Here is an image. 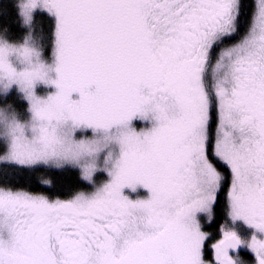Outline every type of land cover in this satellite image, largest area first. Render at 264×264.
Segmentation results:
<instances>
[{
    "label": "snow or ice",
    "instance_id": "1",
    "mask_svg": "<svg viewBox=\"0 0 264 264\" xmlns=\"http://www.w3.org/2000/svg\"><path fill=\"white\" fill-rule=\"evenodd\" d=\"M12 7L0 264H264V0Z\"/></svg>",
    "mask_w": 264,
    "mask_h": 264
},
{
    "label": "trees",
    "instance_id": "2",
    "mask_svg": "<svg viewBox=\"0 0 264 264\" xmlns=\"http://www.w3.org/2000/svg\"><path fill=\"white\" fill-rule=\"evenodd\" d=\"M4 5H7L8 7V12L6 14L0 15V24H10L13 28V32L15 33L17 31L16 29V22H15V18H16V13H15V9L12 7L14 1H10L9 0H4ZM250 1V0H249ZM63 174V173H61ZM63 175H65L62 178H57L56 174H49V175H44L42 173H37L34 177H30L28 179H30L32 181V183L30 184L31 187L33 188H37V190H39V188H42L43 185L39 184L40 178L43 176V178H50L53 180H57L60 184L63 185H72L74 184L75 180H76V176L75 173L72 171L69 172H65ZM10 179L15 180L14 177H9ZM39 186V187H37Z\"/></svg>",
    "mask_w": 264,
    "mask_h": 264
},
{
    "label": "rangeland",
    "instance_id": "3",
    "mask_svg": "<svg viewBox=\"0 0 264 264\" xmlns=\"http://www.w3.org/2000/svg\"><path fill=\"white\" fill-rule=\"evenodd\" d=\"M10 1H14V0H9V3H10ZM4 0H0V7H2L3 5H4ZM64 174V173H63ZM63 174H59V175H56L57 176V178H62V177H64L65 175H63Z\"/></svg>",
    "mask_w": 264,
    "mask_h": 264
},
{
    "label": "flooded vegetation",
    "instance_id": "4",
    "mask_svg": "<svg viewBox=\"0 0 264 264\" xmlns=\"http://www.w3.org/2000/svg\"><path fill=\"white\" fill-rule=\"evenodd\" d=\"M250 2V1H249Z\"/></svg>",
    "mask_w": 264,
    "mask_h": 264
}]
</instances>
